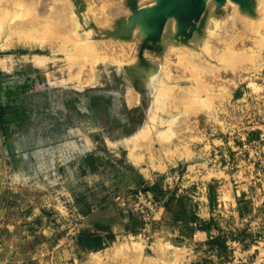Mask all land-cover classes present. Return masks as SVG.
I'll return each mask as SVG.
<instances>
[{
	"label": "rangeland",
	"instance_id": "374dc122",
	"mask_svg": "<svg viewBox=\"0 0 264 264\" xmlns=\"http://www.w3.org/2000/svg\"><path fill=\"white\" fill-rule=\"evenodd\" d=\"M0 264H264V0H0Z\"/></svg>",
	"mask_w": 264,
	"mask_h": 264
},
{
	"label": "bare ground",
	"instance_id": "6f19581e",
	"mask_svg": "<svg viewBox=\"0 0 264 264\" xmlns=\"http://www.w3.org/2000/svg\"><path fill=\"white\" fill-rule=\"evenodd\" d=\"M193 1H194V0H189V2H191V3H192ZM208 1H209V0H208ZM187 3H188V2H187ZM230 3H231V2H230ZM164 4H166V3H164ZM232 4H233V2H232ZM184 5H186V4H184ZM234 5H235V4H234ZM188 6H189V5H188ZM179 7H180V6H179ZM182 7H183V6H182ZM174 8L176 9V7H174ZM177 9H178V8H177ZM261 10H262V9H261ZM165 11H166V10H165ZM188 12H189V11H188ZM261 13H262V12H261ZM186 15H187V14H186ZM181 16H182V15H181ZM242 17H243V16H242ZM244 17H245V16H244ZM246 17H247V16H246ZM246 17H245V18H246ZM186 18H188V17H186ZM234 18H235V17H234ZM247 20H248V19H247ZM248 21H249V20H248ZM248 21H247V22H248ZM250 21H251V20H250ZM250 21H249V22H250ZM247 22H246V23H247ZM249 22H248V23H249ZM184 25H185V24H184ZM178 43H179V42H178ZM194 46H195V45H194ZM228 50H229V49H228ZM187 52H188V51H187ZM239 58H240V57H239ZM198 232H202V231H198Z\"/></svg>",
	"mask_w": 264,
	"mask_h": 264
}]
</instances>
